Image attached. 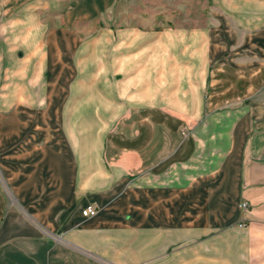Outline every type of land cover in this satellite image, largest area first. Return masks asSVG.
<instances>
[{
	"label": "crops",
	"instance_id": "1",
	"mask_svg": "<svg viewBox=\"0 0 264 264\" xmlns=\"http://www.w3.org/2000/svg\"><path fill=\"white\" fill-rule=\"evenodd\" d=\"M114 1L0 0V56L2 47L18 53L0 98L1 184L12 195L0 217V264H246L250 247L264 264L262 95L207 134L206 149L157 172L165 150L153 161L128 150L110 161L101 144L87 150L84 131L71 133L80 125L71 110L134 107L129 26L110 28L115 88L106 95L101 71L86 87L84 52L103 41L84 38L79 24ZM254 50L242 58L257 76L264 59ZM91 203L99 209L85 216ZM233 249L243 257L231 261Z\"/></svg>",
	"mask_w": 264,
	"mask_h": 264
},
{
	"label": "rangeland",
	"instance_id": "2",
	"mask_svg": "<svg viewBox=\"0 0 264 264\" xmlns=\"http://www.w3.org/2000/svg\"><path fill=\"white\" fill-rule=\"evenodd\" d=\"M79 25L84 38H102L103 44L86 47L83 66L87 89H93L94 75L101 71L106 95L115 88L110 28L113 32L121 26L133 28L134 43L128 49L133 53L134 89L138 91L134 107L70 111L71 121L80 122L71 125V133L84 131L87 150L99 149L101 144L110 161L127 150L140 160L153 161L161 149L165 158L154 171H162L174 160L185 161L197 146L206 149V135L220 132L224 118L247 111L260 101V95L264 98V69L252 76L253 62L242 58V53H253L255 46L264 59V0H115ZM210 38L213 44L208 52ZM2 50L0 98L18 59V53L15 60L7 47ZM90 101L87 105L93 106L92 96ZM136 172L134 181L141 177ZM1 181L0 175V217L12 202L10 190ZM243 229L252 235L251 226ZM233 251L231 261L243 257ZM255 257L253 247L247 248L246 264H254Z\"/></svg>",
	"mask_w": 264,
	"mask_h": 264
},
{
	"label": "built area",
	"instance_id": "3",
	"mask_svg": "<svg viewBox=\"0 0 264 264\" xmlns=\"http://www.w3.org/2000/svg\"><path fill=\"white\" fill-rule=\"evenodd\" d=\"M247 206H248V203L246 201L242 202V207H247ZM97 211H98V206L97 205L89 204L88 206H86L83 209V214L85 216H88V215L95 214Z\"/></svg>",
	"mask_w": 264,
	"mask_h": 264
}]
</instances>
